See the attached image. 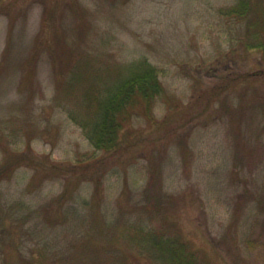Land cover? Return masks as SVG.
Here are the masks:
<instances>
[{
	"label": "rangeland",
	"instance_id": "rangeland-1",
	"mask_svg": "<svg viewBox=\"0 0 264 264\" xmlns=\"http://www.w3.org/2000/svg\"><path fill=\"white\" fill-rule=\"evenodd\" d=\"M236 2L0 0V264H264V55ZM147 65L162 93L96 149L94 102Z\"/></svg>",
	"mask_w": 264,
	"mask_h": 264
},
{
	"label": "trees",
	"instance_id": "trees-1",
	"mask_svg": "<svg viewBox=\"0 0 264 264\" xmlns=\"http://www.w3.org/2000/svg\"><path fill=\"white\" fill-rule=\"evenodd\" d=\"M224 15L245 25L246 35L243 41H236L242 42L241 45L246 50L260 52L264 55V5L261 6L255 0H237L236 4L228 8ZM262 72L261 76L264 78V71ZM162 91L158 73L154 67L149 65L139 66L129 78L117 81L106 91L105 95L107 96L102 102L100 100L94 102V118H92V122H88L90 130L86 133L94 147L105 151L117 149L119 134L124 122L130 120L131 111L129 112V109L135 110L134 108L140 107L143 110H148L150 102ZM98 103L100 104L98 105ZM89 106L87 108L92 110ZM162 246V240H158L157 249L155 248L158 256L159 252L162 253L161 256L176 255L174 251L177 247L169 246L167 249ZM178 257L181 258L180 255ZM176 263L189 264L187 259L186 261H174V264Z\"/></svg>",
	"mask_w": 264,
	"mask_h": 264
}]
</instances>
